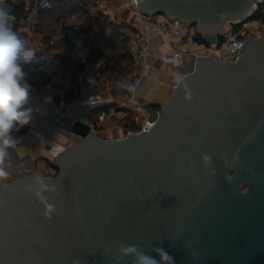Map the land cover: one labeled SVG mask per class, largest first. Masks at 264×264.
<instances>
[{
    "label": "water",
    "instance_id": "1",
    "mask_svg": "<svg viewBox=\"0 0 264 264\" xmlns=\"http://www.w3.org/2000/svg\"><path fill=\"white\" fill-rule=\"evenodd\" d=\"M138 2L214 44L264 0ZM240 55L198 56L149 131L103 139L85 122L54 126L70 142L58 173L0 186V264H117L121 243L161 247L175 264H264V36ZM37 191L54 204L51 219Z\"/></svg>",
    "mask_w": 264,
    "mask_h": 264
},
{
    "label": "crops",
    "instance_id": "2",
    "mask_svg": "<svg viewBox=\"0 0 264 264\" xmlns=\"http://www.w3.org/2000/svg\"><path fill=\"white\" fill-rule=\"evenodd\" d=\"M6 1L8 0H0V3L4 4ZM22 1L25 14L16 30L29 42L30 47L38 54L44 53L46 58L37 63L22 65L26 73L25 80L31 86L28 106L33 108L34 119L20 130L35 128V132L30 134L24 145L8 149L2 165L6 175L0 176V186L32 173H40L46 177L57 174V158L70 142L53 127H62L67 118L84 120L96 133L99 129V133L108 139L124 138L128 132L137 131L141 123L140 116L121 110L125 95L123 89L131 81L132 71L126 78L114 81L112 72L106 70L96 81L78 84L77 75L82 68L72 60L71 48L64 34L68 25L78 22L86 29L91 44L98 45L93 40L102 29L100 23L106 20L109 25L106 29L108 36L114 35L115 43L127 40L134 67L131 46L144 26L141 19L129 9L126 0H95L89 14L69 16L66 22L59 21L58 15L52 10L34 13L35 5L42 0ZM82 17L83 22L80 21ZM24 18L37 22H24ZM101 19L103 20L100 21ZM228 29L229 26L226 25L222 32ZM190 66L191 61H184L182 65L178 63L171 40L152 33L150 56L142 65L147 82L137 90V104L143 108L144 114L150 117L153 112L170 102L178 84L176 76L184 77ZM49 85L53 86L52 91L48 89ZM46 97H51V101L46 103ZM97 97H100V101L95 100ZM112 108L121 111L113 116L112 122L101 126L97 119L98 113ZM47 120L51 126L44 125L43 122Z\"/></svg>",
    "mask_w": 264,
    "mask_h": 264
},
{
    "label": "built area",
    "instance_id": "3",
    "mask_svg": "<svg viewBox=\"0 0 264 264\" xmlns=\"http://www.w3.org/2000/svg\"><path fill=\"white\" fill-rule=\"evenodd\" d=\"M126 2L129 9L141 19L144 26L131 46L134 55V67L131 73V85L124 95L121 107V110L125 109L126 112L140 116L141 123L137 131H130L128 135L149 131L153 127L149 122V117L144 114L143 108L137 104V90L147 82V75L142 71V65L150 56L151 35L153 32L163 35L173 42L174 57L179 64L182 65L184 61H191L192 66L195 65L198 56H211L214 51L220 53L221 61L235 62L240 58V51L250 37L264 36V17L259 19L247 17L244 20L229 23L228 31L220 32L214 44L204 43L196 38V35L200 34L196 26H188L166 15H146L139 8L138 0H126ZM50 8L49 1L42 0L35 5L33 11L38 13ZM23 21L37 22L36 20L32 21L31 18H24ZM64 34L71 48L72 60L82 68L77 75L78 84L83 85L86 82L96 81V78L106 69L107 62L104 59L96 58L86 29L82 24L74 22L66 27ZM45 56L44 53L38 54L36 52V60L32 63L45 59ZM48 89L52 91L53 86L49 85ZM95 100L100 101V97ZM121 110L112 108L108 111H100L97 116L98 123L105 126L112 122L113 116ZM80 121L74 117L67 118L62 131L70 133L72 126ZM81 122L85 121L82 120ZM32 132H35V128L23 129L15 133L14 135L19 142L11 149H17L24 145Z\"/></svg>",
    "mask_w": 264,
    "mask_h": 264
},
{
    "label": "clouds",
    "instance_id": "4",
    "mask_svg": "<svg viewBox=\"0 0 264 264\" xmlns=\"http://www.w3.org/2000/svg\"><path fill=\"white\" fill-rule=\"evenodd\" d=\"M16 16L0 3V176L6 175L2 167L4 159L8 155V149L18 144L15 133L29 125L33 117V108L29 107L31 86L26 82V73L22 65L36 60V50L29 46V42L15 28ZM184 78L176 76L179 83ZM187 86H185L186 88ZM191 91H185V99L191 100ZM51 97H46L45 102H50ZM210 157L204 156V160ZM41 187H44L43 179L37 175L34 177ZM36 198L45 208L44 216L51 219L55 206L48 203L39 191ZM119 255L114 256L117 264L124 257H131V264H175L174 258L165 249L154 247L155 255H149L141 251L138 245L120 244Z\"/></svg>",
    "mask_w": 264,
    "mask_h": 264
},
{
    "label": "trees",
    "instance_id": "5",
    "mask_svg": "<svg viewBox=\"0 0 264 264\" xmlns=\"http://www.w3.org/2000/svg\"><path fill=\"white\" fill-rule=\"evenodd\" d=\"M51 4V8L46 11L52 10L58 15V20L66 22L69 16L76 15L78 13L88 14L91 6L94 5L95 0H48ZM15 16L16 24L15 28H18V22L24 16V3L22 0H8L4 4ZM264 17V2L259 7L253 19H259ZM101 19L100 21H102ZM102 29L96 34L93 42L98 43V45L92 44L93 51L96 58L101 59V57L106 58L107 67L104 71L108 70L112 72V77L114 81H118L121 78H126L129 73H131L133 68V56L127 47V40L123 42L115 43L114 35L108 36L106 20L100 23ZM196 38L200 42H204L203 36L197 34ZM131 85V81L123 89V93L127 92ZM124 87V86H123ZM117 94V93H116ZM105 109V108H104ZM103 109V110H104ZM160 111V110H158ZM58 173V171H57Z\"/></svg>",
    "mask_w": 264,
    "mask_h": 264
},
{
    "label": "rangeland",
    "instance_id": "6",
    "mask_svg": "<svg viewBox=\"0 0 264 264\" xmlns=\"http://www.w3.org/2000/svg\"><path fill=\"white\" fill-rule=\"evenodd\" d=\"M88 14H89V13H88ZM83 20H84L83 17L80 18V21H81V22H83ZM97 131H98V133H96V134H97L98 136H100V137L103 138V139H108L107 136H105V135L99 133V131H100L99 129H98Z\"/></svg>",
    "mask_w": 264,
    "mask_h": 264
},
{
    "label": "flooded vegetation",
    "instance_id": "7",
    "mask_svg": "<svg viewBox=\"0 0 264 264\" xmlns=\"http://www.w3.org/2000/svg\"><path fill=\"white\" fill-rule=\"evenodd\" d=\"M247 188L246 187H243V190L245 191Z\"/></svg>",
    "mask_w": 264,
    "mask_h": 264
}]
</instances>
